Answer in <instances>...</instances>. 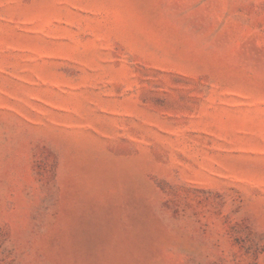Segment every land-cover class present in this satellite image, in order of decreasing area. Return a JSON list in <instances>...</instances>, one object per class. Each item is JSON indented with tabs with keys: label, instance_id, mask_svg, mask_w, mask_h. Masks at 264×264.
I'll return each instance as SVG.
<instances>
[{
	"label": "rangeland",
	"instance_id": "374dc122",
	"mask_svg": "<svg viewBox=\"0 0 264 264\" xmlns=\"http://www.w3.org/2000/svg\"><path fill=\"white\" fill-rule=\"evenodd\" d=\"M0 264H264V0H0Z\"/></svg>",
	"mask_w": 264,
	"mask_h": 264
}]
</instances>
